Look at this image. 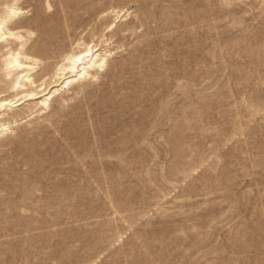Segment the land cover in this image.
<instances>
[{"label":"rangeland","instance_id":"rangeland-1","mask_svg":"<svg viewBox=\"0 0 264 264\" xmlns=\"http://www.w3.org/2000/svg\"><path fill=\"white\" fill-rule=\"evenodd\" d=\"M19 5L113 56L0 138V264H264V0Z\"/></svg>","mask_w":264,"mask_h":264},{"label":"bare ground","instance_id":"bare-ground-1","mask_svg":"<svg viewBox=\"0 0 264 264\" xmlns=\"http://www.w3.org/2000/svg\"><path fill=\"white\" fill-rule=\"evenodd\" d=\"M19 2L0 0V138L12 133L22 116L49 110L53 103L67 105L69 97L100 79L113 56L103 48L107 41H71L68 26L43 30L41 42L32 40L34 32L24 26Z\"/></svg>","mask_w":264,"mask_h":264}]
</instances>
